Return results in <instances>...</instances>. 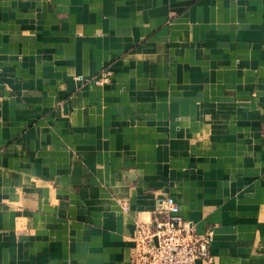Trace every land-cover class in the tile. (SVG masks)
Instances as JSON below:
<instances>
[{
  "label": "crops",
  "instance_id": "obj_1",
  "mask_svg": "<svg viewBox=\"0 0 264 264\" xmlns=\"http://www.w3.org/2000/svg\"><path fill=\"white\" fill-rule=\"evenodd\" d=\"M167 195L264 264V0H0V264H131Z\"/></svg>",
  "mask_w": 264,
  "mask_h": 264
},
{
  "label": "built area",
  "instance_id": "obj_2",
  "mask_svg": "<svg viewBox=\"0 0 264 264\" xmlns=\"http://www.w3.org/2000/svg\"><path fill=\"white\" fill-rule=\"evenodd\" d=\"M110 76L111 72L104 69L93 82L107 83ZM179 210L173 196L167 195L162 201L161 217L154 218L152 223L137 224L131 264H196L197 259L208 255L211 230L198 234L193 223L184 219Z\"/></svg>",
  "mask_w": 264,
  "mask_h": 264
}]
</instances>
